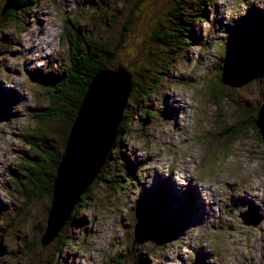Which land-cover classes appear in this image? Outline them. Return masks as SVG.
<instances>
[{
    "label": "rangeland",
    "instance_id": "rangeland-1",
    "mask_svg": "<svg viewBox=\"0 0 264 264\" xmlns=\"http://www.w3.org/2000/svg\"><path fill=\"white\" fill-rule=\"evenodd\" d=\"M27 1L10 22L0 20V264H264V143L248 129L231 142L224 137L238 115L245 123L250 112L264 114V48L238 32L242 25L264 30V0L198 2L194 10L202 11V21L181 17L183 35L189 31L193 41L172 33L162 47L150 38L160 24L177 29L168 16L175 0ZM6 3L0 0V19ZM74 29L116 48L112 61L147 85L130 92L123 112L133 118L130 129L84 193L86 206L42 248L51 194L45 181L34 188L22 174L27 155L40 154L41 135L61 151L57 138L66 121L38 116L50 105L37 79L69 71L66 36ZM145 51L159 56L147 73ZM233 53L238 65L222 80H231L226 90L232 96L224 93L214 103L210 86L221 88L219 70ZM254 55L256 63L242 60ZM30 138L36 147L26 143ZM190 159L185 171L173 169ZM158 195L164 201L151 202ZM151 203H163L166 218L139 238L136 223L154 213ZM247 212L260 217L258 225L243 224ZM175 217L180 227L168 238L164 232ZM63 238L71 247L61 246Z\"/></svg>",
    "mask_w": 264,
    "mask_h": 264
},
{
    "label": "trees",
    "instance_id": "trees-1",
    "mask_svg": "<svg viewBox=\"0 0 264 264\" xmlns=\"http://www.w3.org/2000/svg\"><path fill=\"white\" fill-rule=\"evenodd\" d=\"M117 1L121 5H124L125 3L128 2V0H117ZM141 1L142 0H137L136 4ZM211 1H217V0H175V2L172 4L171 10L173 11V13L177 11V15L171 14L172 11H170L168 12V16L170 19L175 20V21L170 20L169 22L171 23L172 26H176L177 29H173V28L168 29L171 32L170 33L169 31H167L166 26L160 24L157 31H154L151 35L150 41L153 44L152 46L162 47L164 45H167V43L169 42L167 41V39L173 36L172 33H175V35L173 36L175 38L176 37L188 38L192 40L190 38L189 31L185 30L188 36L183 35L182 26H185L186 22H184L183 20L181 21V17L183 16V13H188L187 16L190 19H192L191 21L193 22L202 21L204 17L202 11H196L194 10V7L198 2L199 3L202 2V6H204L208 2H211ZM29 3L30 2H28L27 0L26 2H22V3H19L17 0H11L10 8L3 13V19H0L1 23L10 22L12 18L11 14H15V13L22 11L28 6ZM136 6L137 5H133V7L131 8L132 9L131 11H134L136 9ZM130 22H131V13L128 15L126 22L122 28V33L120 36L121 37L120 43H123V39H124L123 32L126 29V27L130 24ZM73 24L74 23L72 21V24L69 23L68 25L73 29L74 28ZM75 24H77V22ZM76 29H74L75 30L74 36L72 37L66 36L67 42H68L67 55L69 59V65H68L69 69L68 68L67 69L69 71L61 72L59 76L52 77L50 79H43V78L37 79L38 84L42 82L41 86H43V90H45L46 95L48 96V101L50 105V110L48 112L43 113L38 116L42 120L44 117L46 118L51 117L52 119L60 117L64 119V121H66V125H67L65 133H63L59 138H57L58 143L61 146L60 152L59 151L54 152V149L50 148L51 146H49V141H46V142L42 141L44 136L41 135L40 138H37L38 140L41 141L40 150H39L40 154H38V157L27 155V159H29L30 162H29L28 167L24 169L25 174H22L23 177L25 179L27 178L26 180L34 188L36 187V184H37L36 182H38V179H42L43 181H45V185H47V187H45L44 190L47 192V194L51 193V189H52L51 183L55 176V168L57 167L59 160H60V153L63 152V148H64V145L67 139L68 131L73 123L77 110L82 102L84 94L91 80L98 72L102 70H107V69L108 70L114 69L118 67L119 65L118 63H115L112 61L115 59L116 48L113 51H110V45L108 44V42H105L102 39L97 40L94 38L93 35L89 33L80 34V30L76 31ZM238 32L239 33L243 32L250 40H252L257 49L259 48L261 49V47L264 48V30L256 29L254 27H249L248 25H242L241 28H239ZM73 38H75V40H73ZM145 54L147 58L143 65L145 67V72L147 73V72H150V69L152 66H155L154 58H156L157 56H155L150 51L148 53H146L145 51ZM231 55H233V57L230 56L228 59H226V62L224 63L225 69H220V70L218 69L222 73L220 75L218 73L219 77H218V80L216 81H217V84L221 86V88H218V87L213 88L215 83L210 86L209 96L214 103L219 102L222 94L224 93L230 94V91L226 90L228 89L227 87L231 86L232 84L230 78L228 79L230 80L229 84L225 83L222 80L224 79V75H227V73L230 70L236 67L235 65H238L237 63L238 61H236L237 57H235L236 54L233 53ZM150 57H153V59H150ZM255 57L256 55H254L253 59L244 57L242 58V60H244L245 63H249V62L256 63L257 60ZM157 58H159V56ZM120 67L122 66L120 65ZM225 71L227 73L223 75V72ZM128 72L131 75H133L131 71H128ZM138 76L144 77L142 73H139ZM145 85H147V83L143 84V83H139L138 81L136 82L133 76L131 79V92L133 88L137 86V89L139 88L138 90L140 91V93H142L145 89L144 87ZM147 91L149 92V90ZM226 96L229 97L228 95ZM139 99L141 101V98ZM129 103L130 102H127V106H126L127 108L129 107ZM238 105L239 106L242 105L241 101L239 102ZM35 111L37 112V110ZM1 115L2 114H0V116ZM146 117H148V115H145L144 119H147ZM236 118H237V122H236L237 125L233 127H229L224 130V132H226L224 135L226 142L233 141V138L235 137L237 133L239 134L240 132H243L244 130L248 129V130L254 131L256 135L258 136V138H260V140L264 143V114H261L258 110H256L255 112H250L245 117L246 118L245 123L241 122V115H238ZM131 120H133V118L131 117L127 118V115L123 113L122 122L119 125L118 133L112 145V148L116 144V139L120 137H124L126 133L129 131L130 128L128 125L131 124ZM31 140L32 139L30 138V140H27L26 143L31 147H36L33 144V140L32 141ZM112 152L113 150L109 151L107 158ZM45 161L47 162V165H44ZM15 176L14 178H17ZM23 192H24L23 194L26 197L29 196L26 190H23ZM159 200L164 201V198L162 195H158L156 200L151 201V202H159ZM86 201H87L86 194L82 195L80 197V201L74 206V209L71 212L68 220L73 217L75 212L82 210L86 206ZM158 205L161 207H159ZM151 206L152 208H154L153 214L156 217L161 218V219L163 218V220H165L166 211L164 209L163 203L162 205L158 203H155V204L151 203ZM177 219L178 217H175L174 221H172V223L167 226V231L166 232L163 231L164 234L168 236V238L174 236L175 232L180 227L178 226L179 224H177ZM56 238L57 239L59 238V234L57 235ZM60 243H61V246L67 245V247H71V243H67L64 240V238ZM32 247H35V243L33 244ZM0 249H1V245H0ZM59 249L60 247H58V252H60ZM139 263L144 264V261H141Z\"/></svg>",
    "mask_w": 264,
    "mask_h": 264
},
{
    "label": "water",
    "instance_id": "water-1",
    "mask_svg": "<svg viewBox=\"0 0 264 264\" xmlns=\"http://www.w3.org/2000/svg\"><path fill=\"white\" fill-rule=\"evenodd\" d=\"M5 6L4 10L9 9L11 0H7ZM131 79V74L118 66L98 72L91 80L55 168L51 201L40 239L42 248L60 233L74 206L103 166L122 122L131 92ZM250 213L241 215L242 222L255 227L260 217ZM158 221L153 214L141 216L135 226L137 236L148 237ZM2 255L0 249V257Z\"/></svg>",
    "mask_w": 264,
    "mask_h": 264
},
{
    "label": "bare ground",
    "instance_id": "bare-ground-1",
    "mask_svg": "<svg viewBox=\"0 0 264 264\" xmlns=\"http://www.w3.org/2000/svg\"><path fill=\"white\" fill-rule=\"evenodd\" d=\"M192 160H193V159H190V161H189V160H183V161L181 162L180 166L173 167V169H174V170H177V171H185V170L188 168V164H190V163L192 162ZM163 162H164V161L161 160V161L158 163V165L162 166ZM177 178H181V176L178 175ZM254 188H255V187H254ZM212 209H213V208H211V210H212Z\"/></svg>",
    "mask_w": 264,
    "mask_h": 264
}]
</instances>
